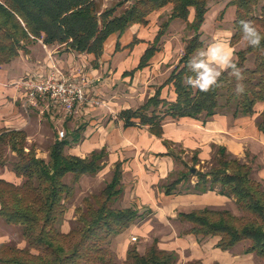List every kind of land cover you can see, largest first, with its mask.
<instances>
[{"label":"trees","instance_id":"16d2710c","mask_svg":"<svg viewBox=\"0 0 264 264\" xmlns=\"http://www.w3.org/2000/svg\"><path fill=\"white\" fill-rule=\"evenodd\" d=\"M123 2L99 11L95 0H0V68L16 58L19 52L41 41L46 46L64 45L66 50L93 54L97 59L104 42L113 34L120 36L130 25L147 24V17L170 6L168 17L161 22L151 44L140 58L136 69L142 68L157 50V43L164 35L170 21L180 19L194 33L185 44L183 54L164 84H171L175 100L159 98V90L145 104L135 110H124L120 117L124 125H146L149 131L161 136V124L165 117H189L204 120L219 112H228L235 117L252 116L258 103L264 105V39L259 48H253L242 39L240 20H249L264 37V0H230L235 7L232 21L233 33L230 45L243 43V48L234 52L233 62L243 70L245 91L234 93L235 78L222 73L221 87L208 93L186 86L183 81L192 75L187 63L197 50L202 48L200 27L208 11V0H134L129 7L116 14ZM190 9L193 18L188 22ZM132 40L129 44L136 43ZM118 44H116L117 48ZM253 64L247 66L248 58ZM181 65V67H180ZM230 71V70H229ZM256 128L264 133V110L256 120ZM79 127L71 139L61 138L51 145L47 159L36 156L32 148L26 150V134L23 131H0V167L5 164V151L15 154L12 163L14 174L21 178L20 184L0 179V218L7 224L19 226L26 248L20 249L0 244L1 264H118L105 247L112 236L129 228L140 220L143 213L133 207L114 208L123 191L121 171L117 166L111 180L105 185L96 207L83 199L88 218L77 233L70 230L62 233L57 224L66 212L65 201L72 197L73 186L83 175H95L103 167L104 149L92 152L88 157L65 153L71 142L81 136ZM172 157L175 156L168 151ZM214 166L206 173L188 169L169 184L162 186L165 195L214 191L231 199L241 211L237 216L228 209L203 207L189 213H178V218L190 226L181 235L192 234L199 242L205 238L218 237L215 248L228 251L240 243H246L245 254H253L264 262V187L253 177L252 167L232 156L222 146L216 147ZM192 164L198 162L195 152ZM185 165V164H184ZM186 166V165H185ZM71 176V182L65 178ZM189 175L196 182L179 191ZM78 212V209H76ZM78 235L77 241L72 237ZM121 264H178L174 252L160 249L157 240L140 254L128 248ZM185 264H203L200 260Z\"/></svg>","mask_w":264,"mask_h":264},{"label":"crops","instance_id":"0c3cea01","mask_svg":"<svg viewBox=\"0 0 264 264\" xmlns=\"http://www.w3.org/2000/svg\"><path fill=\"white\" fill-rule=\"evenodd\" d=\"M229 1L216 0V18L219 14L218 10H221L223 22L211 33L212 41L210 43L214 40L223 41L232 51L234 59V52L238 48L230 45V38L233 33L232 21L235 15V7L228 5ZM207 13L200 27V32L205 27ZM214 13L211 18L214 17ZM167 14L169 13L167 12ZM193 14V10L190 9L188 22H191ZM160 15H162L161 12H153L147 17L146 25L135 23L130 25L120 36L115 34L113 50L116 51L119 48L120 52L117 57L115 56L111 60L112 64L115 63L123 70H126L124 68L131 62L135 65L130 71L123 73L132 75L138 72L140 75L144 71L150 70V73L155 69H166L170 70L171 73L174 65L177 64L180 57L172 58V45H179L178 42L181 37L178 34H173L172 25L175 20L182 22L180 19L170 21L164 35L157 43V50L144 67L136 69L141 56L151 46L158 32L160 23L157 27L156 22L161 20ZM184 23L186 24V22ZM134 39L137 42L129 46ZM121 41L124 44L119 47ZM116 44H118L117 48ZM185 44L181 43L182 49H184ZM60 46H46L41 41H37L29 45L26 52H19L16 58L0 68V131H23L26 134L29 148L34 143L37 151L40 145L45 142V151H38L36 156L47 159L51 145L56 139L59 140L56 132H54V139H51V133L54 128L53 119L60 109L51 102L47 103L43 100L28 102L26 84L46 78L51 73H61L66 77H79L80 80H83L85 82V102L82 105H77L76 111L80 113L83 111L87 119L94 120L90 121L89 125L85 123L76 125L74 120H67L66 117H63L64 120H58V122L61 120L62 123L69 122V125L72 123L73 128L67 127L66 123L64 124L66 127L65 138L71 139L72 132L79 127L82 128L78 141L71 142L66 147L67 152L65 148V153L85 158L92 152H99L104 149L106 157L103 160V167L94 176H103L104 180L102 181L106 180V185L111 180L115 167L118 166L121 171L123 186L118 202L127 203V206H122V208L144 209L152 214V218L140 219L139 223L130 225L121 234L123 237L119 238V242L124 243L126 250L131 234L135 232L138 234L139 231L141 235L148 238L152 234H158L155 231L156 225H152L153 219L162 227L171 226L170 221L172 219H174L173 223L181 226L187 222L177 221L179 219L178 213H189L203 207L215 208L218 204H224L226 200L230 201V199L218 195L214 191L202 194L165 195L160 185L173 170V158L168 153V151H172L173 146L178 145L185 150V153L190 152L192 155L196 152L198 160L201 161L210 157L212 148L216 145L224 147L228 153L239 160L242 159L243 162L247 161L246 152H248L250 158L255 156L260 161L261 167H258L259 178L257 179L264 184V133L259 132L256 128V120L264 110L263 104H256V112L252 116L234 118L228 112H219L205 120L203 115L198 119L167 116L161 124V136H156L149 131L146 125L125 126L124 119L120 117V112L139 108L149 98L153 97L157 90H159L160 99L174 101L176 95L173 86L164 84L168 77L165 80H152V78L145 80H105L103 70L107 69L108 63L104 60L108 54L104 47L100 58L95 59L93 54L76 53L66 50L65 47L60 51L58 50ZM109 46L112 47V42ZM130 50L132 56L124 60V56H127V52ZM83 57L88 58V64L91 61H98L93 65L90 64L89 70L86 71L83 68L85 65ZM169 63L172 64L168 65ZM26 102L31 107L29 113H24L22 109ZM52 107L57 112H54ZM93 125H96V131L89 135ZM82 134L85 136L84 139H82ZM25 149L28 150V148ZM9 153L10 156H15L13 152L9 151ZM90 176L92 175H83L78 180ZM0 179L14 184L22 182L21 178L14 174L12 165H8L6 161L0 167ZM78 180L74 184V195L77 192ZM208 239L210 240H203L198 243L194 235L180 236L178 231L173 230L169 234L159 236V248L174 251L177 253V257L180 254H186L184 264L193 260H200L203 264H214L215 261L203 260L201 256L196 254L201 249V244L204 246L207 241H210V244L215 245L218 237H208ZM0 244L20 249L26 248L20 227L7 224L1 218ZM121 247H123L122 244ZM225 252L230 253V251Z\"/></svg>","mask_w":264,"mask_h":264},{"label":"rangeland","instance_id":"374dc122","mask_svg":"<svg viewBox=\"0 0 264 264\" xmlns=\"http://www.w3.org/2000/svg\"><path fill=\"white\" fill-rule=\"evenodd\" d=\"M134 0H95V3L99 9V11H103L104 9L110 8L114 5L117 4V2H123L122 6L120 8L117 9L116 14L121 13L124 9H126L127 7L130 6V4L133 2ZM171 7L168 5L164 8H162L159 11H155V12H161L162 15H160L161 20L156 22V26L158 27L159 23L161 24L162 21H164L166 19V16L169 15L167 14V12H170ZM208 10L209 12L207 13V20H206V24L204 29H202L201 33H200V39L202 41V46H204L201 49H206L208 44L212 41V36L211 33L213 31L216 30V27L219 26L220 23H222V11L218 10V17L216 18V0H208ZM215 12V13H214ZM213 13L215 14L213 18L212 15ZM221 14V15H220ZM220 15V16H219ZM227 21H229V19H227ZM179 25V26H178ZM178 26V27H177ZM172 27H177V28H172L173 30V34L175 35H179L181 37V40L178 42L179 45L176 44L172 45L173 49H172V58L177 59V57H181L183 54V49L181 48V43H187L191 37L193 36V31L188 28L186 26V24L182 21L179 20H175ZM115 40V34L113 36H111L103 45L105 52L108 54L107 57L105 58V62H107V66L105 69V71L103 70V77L105 80H145V79H151L152 80H165L169 73L170 70H166V69H155L154 71H151L149 73V71H144L142 73H140V75L138 74V72L129 75L127 73H123L124 71H130L135 65L131 63H129L123 70L121 67H118L115 63L112 64L111 60H113V58L116 56L117 54L119 55V48L115 51L113 50V43ZM110 42H112V47L109 46ZM124 43L121 41V43L119 42V47L120 45H123ZM172 44V43H171ZM243 43L237 44L235 45L238 49L243 48ZM179 46V47H178ZM65 46L61 45L58 50L62 51L63 48ZM128 55L124 56V60H127L128 57L132 56V52L131 50L127 52ZM196 54V52L192 55V57ZM105 57V55H104ZM100 58V57H99ZM98 58V59H99ZM103 60V59H102ZM122 60V59H121ZM83 61L85 62L84 65V69L89 70V66L90 64L93 65L94 63H96L97 61H91L90 64L88 58H84L83 57ZM178 63V62H177ZM172 63H169L168 65H171ZM253 64V58L250 57L247 60V66H251ZM117 66V67H116ZM176 65H174L175 67ZM181 67V65H180ZM84 75V74H81ZM72 78V77H71ZM76 79L80 80L79 77H77ZM86 97V96H85ZM47 101V100H45ZM85 102V101H84ZM83 102V103H84ZM96 102V101H95ZM28 102H26L24 104V106L22 107L24 113H29L30 112V105ZM47 103H49V101H47ZM51 104V103H50ZM97 104V102L95 103ZM94 104V105H95ZM82 105V104H81ZM53 109V111L55 112L56 109H54L53 107L51 108ZM57 112V111H56ZM74 116V117H73ZM66 117V119H71L74 120L76 125H81L82 123H85L86 125H89L90 121H93L94 119H90V118H86V116L84 115L83 111L82 113L77 112L75 109V112H73L71 115H65L62 110H60L55 118L53 119V132L51 133V139H54V132H56L57 137H58V132L63 130L64 131V137L66 136V127H65V123H62L61 120L58 122L59 119L64 120ZM105 119V118H104ZM111 119V116H110ZM67 127L73 128L72 123L69 125V122L66 123ZM96 131V125L92 126V131L89 135L94 134ZM85 136L84 134H82V139H84ZM45 145L46 143L43 142V144L40 145V148H38L39 152H44L45 151ZM26 148L30 149L28 146V142L26 140L25 143ZM216 146H213L212 148V153L210 154V157L205 159L204 161L198 160L197 164L193 165L191 159L192 153L187 152L185 153V150L182 149L180 146L176 145L172 147V151L171 153L175 156L172 157L173 158V162H174V166H173V170L168 174V176L166 177V179L164 181H162V185H160L161 187L165 184H169L172 180L176 179L181 173H186L188 174V169L189 168H193L198 172H203L206 173L208 172L215 164V160H216ZM31 148L34 150L35 154L37 155L38 151L35 148V144L33 143L31 145ZM67 149V148H66ZM68 151V149L66 150V152ZM246 159L247 161L244 163L249 164L252 169H253V177L254 178H259V170L258 167H261V165L259 164V160L258 158H256L254 156V158H250V154H248V152H246ZM15 157L10 156V153L8 151V149L5 151V161L8 163V165H12V163L14 162ZM46 160V159H45ZM242 161V159H240ZM243 162V161H242ZM186 166H185V165ZM104 177H97V176H90V177H86V178H82L81 180H78V184H77V192L74 195V190H73V195L71 198H69L68 200L65 201V206H66V212L64 214V217L58 222L57 224V228L60 232L62 233H67L70 230H75L76 233L81 230V228H83V220H81V218H88L87 214H86V205L83 202V199L87 198L90 200L91 204L93 207H96V201L98 199L92 198L99 196V194L101 193V191L104 189L105 181ZM196 176L195 175H189L188 179L185 181V183L181 184L178 186V190L179 191H184V188L187 186H191L196 182ZM65 182L66 183H70L71 182V176H67L65 178ZM262 183V182H261ZM75 184V183H74ZM74 184H72L73 189H74ZM263 187L264 184L262 183ZM112 207L114 208H122V206H127V203L125 204L124 202L120 203L118 202V200L114 203L111 204ZM212 208V207H210ZM76 209H78V212L76 211ZM214 209H228L230 210L233 214L240 216L242 213L241 211L236 207V205L234 204V202L230 199V201H224V204H218ZM139 213H143V217L146 219H150L152 218V214H150L147 210L144 209H140L137 210ZM143 218V219H144ZM171 220V219H169ZM174 219H172V221H170V225H167L165 227H162V225H160L159 223H157L156 220L153 219L152 221V225H156L155 226V231L158 233L157 235L154 234H150L151 236L145 237L144 235H141V233L138 231L137 232L131 234L129 236V243L127 244V249L134 247L138 253L142 254L144 253L145 250H147L153 243L154 240H157V245L159 247V236L162 234H169L171 233L173 230L174 231H178L180 236L181 233L186 230L187 228H189V224H182L181 226H179L177 223H173ZM177 221L181 222L182 220L177 219ZM140 220L135 221L134 223L137 224L139 223ZM132 223V224H134ZM125 231V230H124ZM124 231L118 233L115 236H112L109 240V243L105 246L108 250L110 255L113 257V260L118 263L121 264L124 259H125V255H126V247L124 246V243L119 242V238H122L123 235H121ZM154 232V231H153ZM125 236V235H124ZM132 236V237H131ZM132 238H135V240H133ZM210 238V237H209ZM72 239L74 241H77L78 239V235H74L72 237ZM203 240H210L208 238H205ZM202 240V241H203ZM198 241V240H197ZM182 242V241H181ZM209 242V243H208ZM199 243V241H198ZM201 243V242H200ZM121 244L123 245V247H121ZM203 245L201 244L200 247L201 249L196 253L198 256H201V258L203 260L206 261H215L216 263L214 264H264V262L256 257L253 254H245L244 250L247 246L246 243H240L238 245H236L235 247H233L232 249L228 250L230 251L229 254H227L225 251L220 250L219 248H215V245L210 244V241H207V243H205V245L202 247ZM187 247V245H186ZM189 251V250H188ZM174 252V251H171ZM176 256L177 253L174 252ZM186 258V254L184 255H179V257H177V263L178 264H184V260ZM91 264V263H89Z\"/></svg>","mask_w":264,"mask_h":264},{"label":"clouds","instance_id":"9594fccd","mask_svg":"<svg viewBox=\"0 0 264 264\" xmlns=\"http://www.w3.org/2000/svg\"><path fill=\"white\" fill-rule=\"evenodd\" d=\"M242 39L253 48H259L264 37L249 20L239 21ZM192 75L186 76L183 83L192 89L208 93L221 87L219 83L222 73L228 72L229 77L235 78L234 93L241 95L245 91L243 70L233 62V53L223 41L214 40L206 49L197 50L187 63ZM230 70V71H229Z\"/></svg>","mask_w":264,"mask_h":264},{"label":"built area","instance_id":"2783aa9c","mask_svg":"<svg viewBox=\"0 0 264 264\" xmlns=\"http://www.w3.org/2000/svg\"><path fill=\"white\" fill-rule=\"evenodd\" d=\"M26 88L28 102L47 100L66 116L75 112L76 106L85 101V82L61 73H51L46 78L27 83ZM64 134L63 130L59 131L58 138H63Z\"/></svg>","mask_w":264,"mask_h":264},{"label":"water","instance_id":"95a60500","mask_svg":"<svg viewBox=\"0 0 264 264\" xmlns=\"http://www.w3.org/2000/svg\"><path fill=\"white\" fill-rule=\"evenodd\" d=\"M191 171L193 172V171H194V169H191Z\"/></svg>","mask_w":264,"mask_h":264}]
</instances>
